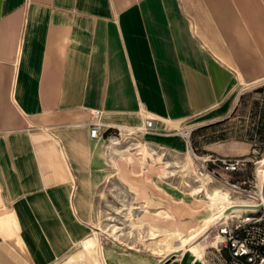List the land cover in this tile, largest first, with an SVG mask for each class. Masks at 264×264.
Instances as JSON below:
<instances>
[{"label":"crops","instance_id":"1","mask_svg":"<svg viewBox=\"0 0 264 264\" xmlns=\"http://www.w3.org/2000/svg\"><path fill=\"white\" fill-rule=\"evenodd\" d=\"M262 83L264 0H0V264L89 254L111 171L91 109L115 127L153 117L139 137L177 152L193 154L178 132L193 126L204 153L247 157L264 145L247 101Z\"/></svg>","mask_w":264,"mask_h":264},{"label":"rangeland","instance_id":"2","mask_svg":"<svg viewBox=\"0 0 264 264\" xmlns=\"http://www.w3.org/2000/svg\"><path fill=\"white\" fill-rule=\"evenodd\" d=\"M247 95L251 104L259 102L256 112L262 111L264 83L255 85ZM195 131L199 128L191 132L190 142ZM144 141L138 134L122 135L107 146L111 171L91 199L89 235L84 239L93 238L91 247L87 246L89 254L81 242L65 264H94L95 260L107 264L104 258L108 251L122 256L123 263L151 264L176 252L177 241L190 237L184 245V257L204 255L220 245L216 216L221 210L231 202L250 201L248 186L244 192H235L216 179L206 184L197 180L192 153L160 144L147 147ZM258 156L263 160L264 151ZM255 167L256 163L239 173L248 180L255 178L260 188ZM233 178L228 175L229 180L237 179ZM227 196L228 200L221 203Z\"/></svg>","mask_w":264,"mask_h":264},{"label":"built area","instance_id":"3","mask_svg":"<svg viewBox=\"0 0 264 264\" xmlns=\"http://www.w3.org/2000/svg\"><path fill=\"white\" fill-rule=\"evenodd\" d=\"M91 113L92 119L88 122L89 136L92 139L104 137L107 139V146L109 143L118 142V137L122 135L133 136L138 133H147L155 124L153 117H147L141 127L109 126L100 120L101 111L91 109ZM193 129L194 127H190L178 132L186 139L193 152V158L196 161V179L205 184L216 179L235 192H244L246 191L244 187L248 186L246 193L247 199L250 200L246 203L231 202L228 204L231 206L224 209L227 213L218 218L216 225L220 245L203 255L202 264H264V184L259 188L255 178L235 181L228 179V175L243 172L257 163L260 160L258 156L260 153L256 151L247 157H220L212 153L199 152L190 142ZM144 144L147 147L157 146L149 141H144ZM254 188H257V191H252ZM240 204H246L247 207L233 208ZM162 259L159 260L160 264H187L182 257H166L165 261Z\"/></svg>","mask_w":264,"mask_h":264},{"label":"bare ground","instance_id":"4","mask_svg":"<svg viewBox=\"0 0 264 264\" xmlns=\"http://www.w3.org/2000/svg\"><path fill=\"white\" fill-rule=\"evenodd\" d=\"M258 165V166H257ZM256 167H257V170H256V177L258 178V179H260V180H262L261 181V185H263L264 184V158H263V160L262 159H260L257 163H256ZM225 200H228L227 199V197H225V198H223L222 197V199H221V203H222V201L223 202H225ZM219 203V202H218ZM219 205V204H218ZM228 206H231V205H227V206H225L222 210H221V213L219 214V215H217L216 217H221L222 215H225L226 213H227V211H225L224 212V209L225 208H227ZM233 208H235V207H233ZM224 212V213H223ZM218 217V218H219ZM217 219V218H216ZM166 238H167V236H166ZM192 237H190V238H188L187 240H178L177 242H178V248H177V250H176V252H169V253H167L166 255H168V257H171V256H174V257H179V256H181V254L184 252V245L186 244V243H188V241L191 239ZM170 239V238H169Z\"/></svg>","mask_w":264,"mask_h":264},{"label":"trees","instance_id":"5","mask_svg":"<svg viewBox=\"0 0 264 264\" xmlns=\"http://www.w3.org/2000/svg\"><path fill=\"white\" fill-rule=\"evenodd\" d=\"M262 110H263V108H262ZM258 114H259V116H260V115H262L263 113H262V111H260V112H258ZM263 116H264V115H263ZM193 130H194V129H193ZM258 130H259V129H258ZM260 135H261V140L263 141L262 143H264V130L260 132ZM191 145H192V147H194L197 151L204 153L203 151H201V150L198 148V146H196V145L193 143V141H191ZM263 151H264V145L261 146V152H259V153L261 154ZM233 175H234V178H237L236 180H239V176H240L239 173H234ZM234 178H233V179H234Z\"/></svg>","mask_w":264,"mask_h":264},{"label":"water","instance_id":"6","mask_svg":"<svg viewBox=\"0 0 264 264\" xmlns=\"http://www.w3.org/2000/svg\"><path fill=\"white\" fill-rule=\"evenodd\" d=\"M233 207H235V208H243V207H247V205L246 204H240V205H235V206H233ZM166 257H168L167 255L165 256V257H163V261H165L164 259L166 258ZM160 261H158L156 264H160L159 263Z\"/></svg>","mask_w":264,"mask_h":264}]
</instances>
